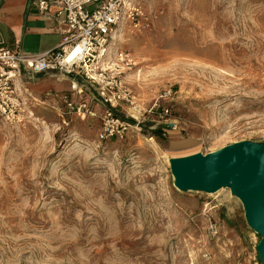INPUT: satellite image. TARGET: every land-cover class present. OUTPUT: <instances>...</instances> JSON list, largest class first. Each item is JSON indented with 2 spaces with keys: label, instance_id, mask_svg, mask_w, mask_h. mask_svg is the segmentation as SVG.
Instances as JSON below:
<instances>
[{
  "label": "rangeland",
  "instance_id": "obj_1",
  "mask_svg": "<svg viewBox=\"0 0 264 264\" xmlns=\"http://www.w3.org/2000/svg\"><path fill=\"white\" fill-rule=\"evenodd\" d=\"M141 2L151 26L112 47L132 53L144 109L173 92L168 121L120 108L126 137L101 141L89 99L95 117L32 101L0 122V264H262L239 198L177 189L170 160L264 143V0ZM161 126L164 141L146 135Z\"/></svg>",
  "mask_w": 264,
  "mask_h": 264
},
{
  "label": "built area",
  "instance_id": "obj_2",
  "mask_svg": "<svg viewBox=\"0 0 264 264\" xmlns=\"http://www.w3.org/2000/svg\"><path fill=\"white\" fill-rule=\"evenodd\" d=\"M141 1L55 0L58 15H64L60 23L63 39L57 49L27 56L18 50L0 47V122L19 123L29 102L46 104L49 100L63 101L69 113L95 117L97 112L90 106V100L94 99L104 106L101 141L126 137L130 124L117 115L120 108L126 107L135 119L148 114L153 115L154 121H168L171 108L164 106L162 100H171L173 92L165 91L150 109H144L126 80L127 73L137 66L132 53L114 51L112 47L118 30H142L151 26V17ZM38 5L42 13L51 8L46 1ZM54 72L72 77L70 97L59 93L35 97L26 86L24 75ZM207 229L211 238L219 235V226L211 219ZM204 258L210 259V254L205 253Z\"/></svg>",
  "mask_w": 264,
  "mask_h": 264
},
{
  "label": "water",
  "instance_id": "obj_3",
  "mask_svg": "<svg viewBox=\"0 0 264 264\" xmlns=\"http://www.w3.org/2000/svg\"><path fill=\"white\" fill-rule=\"evenodd\" d=\"M170 165L181 191L229 188L239 198L249 227L262 237L257 250L264 263V143L243 141L207 155L173 158Z\"/></svg>",
  "mask_w": 264,
  "mask_h": 264
},
{
  "label": "crops",
  "instance_id": "obj_4",
  "mask_svg": "<svg viewBox=\"0 0 264 264\" xmlns=\"http://www.w3.org/2000/svg\"><path fill=\"white\" fill-rule=\"evenodd\" d=\"M41 1L51 4L48 12L40 11L38 4ZM54 1L0 0V47L18 50L27 56H37L57 49L63 39L60 23L64 15H58ZM58 74H26L24 81L30 92L41 98L53 91L55 94L56 91H70L72 77L63 76L62 79H57Z\"/></svg>",
  "mask_w": 264,
  "mask_h": 264
},
{
  "label": "trees",
  "instance_id": "obj_5",
  "mask_svg": "<svg viewBox=\"0 0 264 264\" xmlns=\"http://www.w3.org/2000/svg\"><path fill=\"white\" fill-rule=\"evenodd\" d=\"M118 116H122L123 118H124V116L123 115H120L119 113L117 114ZM129 121L133 124V125H135L136 124V121L135 120H133V119H129ZM152 125V124H151ZM150 124L149 125H147V126H151ZM145 128H146V126H145ZM146 135H151V136H154L156 139H158L159 141H164V136H165V132H164V129H163V127L161 126V127H158V128H156L155 130H150V131H148V132H146Z\"/></svg>",
  "mask_w": 264,
  "mask_h": 264
},
{
  "label": "bare ground",
  "instance_id": "obj_6",
  "mask_svg": "<svg viewBox=\"0 0 264 264\" xmlns=\"http://www.w3.org/2000/svg\"><path fill=\"white\" fill-rule=\"evenodd\" d=\"M120 31H122L121 29L120 30H118L115 34H114V39H113V42H112V46H114L115 44H116V42L117 41H119V40H117V38H118V32H120ZM117 40V41H116ZM155 145H157V144H155ZM158 149V148H157ZM160 149V148H159ZM224 192V191H223ZM222 193V192H221ZM230 194V193H229Z\"/></svg>",
  "mask_w": 264,
  "mask_h": 264
}]
</instances>
